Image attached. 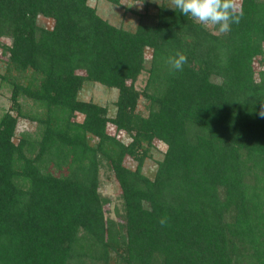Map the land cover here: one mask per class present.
I'll use <instances>...</instances> for the list:
<instances>
[{"label":"trees","instance_id":"trees-1","mask_svg":"<svg viewBox=\"0 0 264 264\" xmlns=\"http://www.w3.org/2000/svg\"><path fill=\"white\" fill-rule=\"evenodd\" d=\"M237 4L240 22L220 34L171 0L133 28L87 0H0V82L13 109L0 114V264H264V0ZM177 51L187 63L171 72ZM84 82L116 89L112 117L77 98ZM18 117L35 130L13 140ZM154 139L165 148L148 178ZM102 163L119 188L116 218L97 189Z\"/></svg>","mask_w":264,"mask_h":264},{"label":"rangeland","instance_id":"rangeland-1","mask_svg":"<svg viewBox=\"0 0 264 264\" xmlns=\"http://www.w3.org/2000/svg\"><path fill=\"white\" fill-rule=\"evenodd\" d=\"M144 1H148L150 6H148L147 11L144 9ZM161 0H119L117 5H114L106 0H87V3L95 8L96 13L114 25H120L127 28H133L139 19V14L154 11L152 8L153 4H158ZM237 3V0H236ZM132 5V6H131ZM147 14V13H145ZM143 21L147 20V16H142ZM150 19V18H149ZM37 23L43 27L49 28L52 24L51 19L44 17H38ZM3 41L9 43L8 39H3ZM1 51V50H0ZM148 57V54L146 55ZM5 55L0 53V73L4 70V59ZM255 70L258 69V65L255 62ZM147 73L145 70L141 71L136 80L134 81V88L141 91L145 83ZM256 77V74H255ZM117 91L115 88L105 87L97 82H84L81 89L77 93V98L84 101H91L98 105L104 106L106 108V115L112 117L115 111L114 101L116 99ZM10 86L7 82H0V114L4 111H13L10 106ZM23 105V109H29L31 104L30 101H23L19 99ZM146 104L147 100L142 96L138 97L135 105V111L140 115H146ZM75 120L80 121L82 115L79 113L75 114ZM110 122L105 125V132L109 135L116 136L123 143H128L130 137L120 131L117 132ZM33 132L35 130V124L23 118H17L15 126V136L13 140H16L18 134L22 131ZM89 141L95 143L96 138H91ZM145 146V144H144ZM146 156L144 157L141 164V172L151 178L154 174L156 162L162 157L165 145L160 141L154 139L151 144L146 147ZM125 164L131 169L135 167V161L132 159H126ZM98 192L107 198L106 203L103 206L104 215L111 218H116V212H121V197L119 193L118 185L113 177L111 170L105 165L100 164L98 167Z\"/></svg>","mask_w":264,"mask_h":264},{"label":"clouds","instance_id":"clouds-1","mask_svg":"<svg viewBox=\"0 0 264 264\" xmlns=\"http://www.w3.org/2000/svg\"><path fill=\"white\" fill-rule=\"evenodd\" d=\"M171 4L169 8L179 10L194 23L214 28L220 34L229 33L232 25L238 24L243 16V9L236 0H171ZM166 62L171 72L183 71L187 56L177 51L169 55ZM258 115L264 118V102H261ZM159 223L165 225L166 219H160Z\"/></svg>","mask_w":264,"mask_h":264}]
</instances>
